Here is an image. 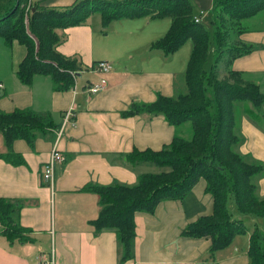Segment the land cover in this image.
<instances>
[{
  "label": "crops",
  "instance_id": "crops-1",
  "mask_svg": "<svg viewBox=\"0 0 264 264\" xmlns=\"http://www.w3.org/2000/svg\"><path fill=\"white\" fill-rule=\"evenodd\" d=\"M36 1L62 6L74 0ZM189 1L193 18L197 15L201 22L203 14L209 19V13L211 20L214 0ZM103 14L95 10L81 23L56 28L60 36L56 50L77 57L84 68L66 89H55L50 75L44 73L33 74L30 82L22 81L16 69L26 47L17 40L6 45L0 37V110L49 111L56 124L31 144L23 138L13 139L12 149L20 153L22 162L0 156V196L19 204L15 220L28 228L24 233L29 237L10 239L0 230V264H36L50 255L53 264H120L121 245L115 229L97 230L92 221L100 203L91 186L134 184L139 173L163 169L151 162L130 163L127 155L134 149H159L172 139L175 126L161 113L123 111L132 103L152 102L158 94L174 96L184 88L192 40L164 52L152 43L169 28L170 16L121 15L104 23ZM247 19L239 42L251 49L233 57L230 66L258 82L264 91V18ZM98 60H108L111 69L95 70L92 66ZM210 63L211 54L207 68ZM100 76L106 79L103 88L89 92L86 85ZM71 106L73 120L64 123L63 113ZM262 113L257 119L239 113L242 141L237 149L264 163V105ZM53 148L64 158L56 164L53 185L48 186L41 180V171ZM6 150L0 132V152ZM257 191L264 196V172L257 178ZM212 207L206 181L199 177L183 198L165 197L151 211L136 210L133 257L121 264H249V235L256 221L262 225L259 216L243 215L230 207L245 220L246 231L213 252L209 237L182 233L188 223L210 214ZM260 228L264 230V225Z\"/></svg>",
  "mask_w": 264,
  "mask_h": 264
},
{
  "label": "trees",
  "instance_id": "trees-1",
  "mask_svg": "<svg viewBox=\"0 0 264 264\" xmlns=\"http://www.w3.org/2000/svg\"><path fill=\"white\" fill-rule=\"evenodd\" d=\"M26 3L0 0V37L6 45L14 40L25 45L26 54L16 69L22 81L30 82L35 73L49 74L55 89L73 86L76 77L72 71L84 69L77 57L56 50L60 41L56 28L81 23L92 11H103L104 23L121 15L170 16L169 28L152 43L164 52L174 51L188 38L192 40L184 88L174 96L158 94L152 102L132 103L123 111L161 113L175 126L172 139L159 149H134L127 155L130 163L151 162L163 169L139 173L134 184L91 186L98 192L100 203L99 214L92 221L97 230L115 229L121 245L120 264L133 257L135 211H151L165 197L183 198L199 177L205 179L206 191L212 196V212L188 223L182 229L184 235L209 237L210 252L228 245L235 234L246 231L245 220L234 214L232 206L243 215L261 217L264 225V196L257 191L264 163L251 160L237 149L242 141L239 113L259 118L264 91L258 82L230 66L233 57L249 51L251 46L228 43L220 16L223 13L233 21L251 17L261 20L264 0H214L211 30L194 20L189 0H74L62 6H46L33 0L30 10L25 11ZM186 122L191 126L189 137ZM55 127L49 111L19 107L0 110V132L7 146L0 156L22 162L20 153L12 149L13 139L23 138L31 144L37 135ZM18 208L16 200L0 196V230L10 239L24 241L29 239L24 233L28 228L15 220ZM247 252L249 264H264L263 229H252Z\"/></svg>",
  "mask_w": 264,
  "mask_h": 264
},
{
  "label": "built area",
  "instance_id": "built-area-1",
  "mask_svg": "<svg viewBox=\"0 0 264 264\" xmlns=\"http://www.w3.org/2000/svg\"><path fill=\"white\" fill-rule=\"evenodd\" d=\"M33 0H27V3L25 5V11L30 10L31 2ZM27 20V17L25 18ZM195 21H199V17L196 15L194 16ZM95 70L100 72H106L111 69V63L108 60H98L95 62V64L92 66ZM80 71H72L73 75L77 78V73ZM106 83V79L103 76H100L97 81L90 82L86 85V89L91 92H97L100 89L103 88V86ZM74 116V108L71 106L65 112L63 113V122H69L73 120ZM62 153L58 150L53 148L50 152L49 158L46 160V162L43 164L42 171H41V180L46 183L48 186H52L55 178V166L57 163L61 162L63 160ZM54 259L53 255H50V257L45 261H38L36 264H53Z\"/></svg>",
  "mask_w": 264,
  "mask_h": 264
},
{
  "label": "rangeland",
  "instance_id": "rangeland-1",
  "mask_svg": "<svg viewBox=\"0 0 264 264\" xmlns=\"http://www.w3.org/2000/svg\"><path fill=\"white\" fill-rule=\"evenodd\" d=\"M207 13V12H206ZM220 16L222 17V21L224 22V25L227 29V37H226V41L229 43H234V44H238L241 45L239 42V33L242 31V29L244 28V26L246 25L245 23L249 20L247 18H242L239 21H233L230 17L224 15L223 13H220ZM208 17L209 19H207L206 14H203V16L201 17V23L205 26L206 29L211 30V20H210V14L208 13ZM187 43V42H185ZM184 43V44H185ZM183 44V46H184ZM177 79H180V75H177ZM177 86H181L179 83H177ZM186 127V135L189 137L191 135V126L189 122L185 123ZM234 214H238L237 211L234 212ZM242 214V213H241ZM256 225L260 228L261 226H263V223L261 225L260 221H256Z\"/></svg>",
  "mask_w": 264,
  "mask_h": 264
}]
</instances>
